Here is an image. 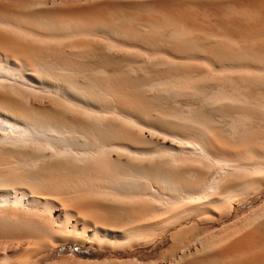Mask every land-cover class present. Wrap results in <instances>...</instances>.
<instances>
[{
  "label": "bare ground",
  "instance_id": "1",
  "mask_svg": "<svg viewBox=\"0 0 264 264\" xmlns=\"http://www.w3.org/2000/svg\"><path fill=\"white\" fill-rule=\"evenodd\" d=\"M0 264H264V0H0Z\"/></svg>",
  "mask_w": 264,
  "mask_h": 264
},
{
  "label": "rangeland",
  "instance_id": "2",
  "mask_svg": "<svg viewBox=\"0 0 264 264\" xmlns=\"http://www.w3.org/2000/svg\"><path fill=\"white\" fill-rule=\"evenodd\" d=\"M74 248L76 249L77 251L81 252L83 255L88 254V253H93L94 251L93 250H89V249H85L84 247H75V246H71V249Z\"/></svg>",
  "mask_w": 264,
  "mask_h": 264
}]
</instances>
